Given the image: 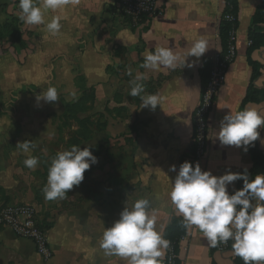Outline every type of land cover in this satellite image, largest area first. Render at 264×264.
I'll return each mask as SVG.
<instances>
[{
    "label": "crops",
    "instance_id": "obj_1",
    "mask_svg": "<svg viewBox=\"0 0 264 264\" xmlns=\"http://www.w3.org/2000/svg\"><path fill=\"white\" fill-rule=\"evenodd\" d=\"M260 1L237 0L236 58L225 83L217 91L207 119L205 154L193 162L194 166L199 163L202 171H210L215 176L242 173L251 166V157L243 147L222 145L217 135L223 117L230 111H241V101L251 77L246 58L248 27ZM115 2L79 0L75 6L46 12V22L54 16L60 17L62 27L57 35L48 33L45 25H28L22 21L19 28L26 47L18 53L9 43L0 41L3 66L0 75L3 78L11 75L21 88L23 84L42 88L37 94L21 90L19 98L36 99L49 87L58 91V87L69 89L79 83L92 87L95 103L106 101L110 114L115 107L131 109L128 92L138 74L148 77L141 81L144 85L141 95L158 94L162 98L161 106L151 110L141 107L140 97L136 96L130 130H126V123L113 127V136L120 132L123 136L118 140L124 153L120 156L115 150H109V163L116 161L117 172H105L104 187L93 183L88 188L90 193L84 192L89 197L84 196L75 208L64 209L56 215L47 233L52 259L43 262L30 241L16 237L11 229L0 225V264H127L118 256H106L99 247L105 228L120 218L125 207H131L139 199H148L150 210L157 217V230L162 235L170 219L181 216L171 203L170 192L180 158L189 152L192 144V117L201 90L199 69L203 64L212 63L221 50L219 24L225 2L157 0L163 15L140 23L125 18ZM20 14L19 0H0V25L7 22L10 15L19 18ZM201 39L207 42L209 49L198 59L189 56L184 68L182 65L175 70L141 67L145 54L154 53L157 47L170 48L183 56ZM252 58L264 62V50L254 51ZM187 63L193 66L188 67ZM263 79L261 76L255 84L263 87ZM121 86L123 90L119 91ZM245 109L264 115V102L247 103L242 110ZM106 128L112 134L111 126L106 125ZM258 131V144L262 148L264 130L260 127ZM108 142L111 148L112 140ZM173 165L176 171H171ZM235 184L236 181L228 185L229 194ZM76 189L80 191L82 184L73 187L68 195L73 197ZM78 197L80 195L76 194L75 198ZM234 256L233 250L220 252L210 247L203 233L193 226L187 228L181 240L178 259L179 264H233Z\"/></svg>",
    "mask_w": 264,
    "mask_h": 264
},
{
    "label": "clouds",
    "instance_id": "obj_2",
    "mask_svg": "<svg viewBox=\"0 0 264 264\" xmlns=\"http://www.w3.org/2000/svg\"><path fill=\"white\" fill-rule=\"evenodd\" d=\"M79 0H19L20 20L28 25H45L51 35H57L62 27L60 17L45 21V13L56 12L68 6H75ZM209 47L203 39L194 42L183 56L167 47H157L155 52H147L141 65L144 69L159 70L162 67L175 70L186 66L189 56L200 58ZM192 67L193 63H187ZM131 75V70L129 71ZM148 77L136 75L132 81L131 96H139L141 107L155 110L162 104L158 94L141 95L144 85L141 81ZM72 99L76 93H71ZM60 95L55 87H49L36 96V101L55 104ZM264 126V115L252 109L227 113L220 125L218 139L222 145L243 147L260 137L258 129ZM24 153L36 147L32 141L18 142L16 145ZM98 158L89 150L72 146L70 150L58 152L52 159L48 171L47 184L43 188L46 200L65 199L74 186L84 180V173ZM39 158L29 155L24 160L26 167L35 170ZM176 171V166H171ZM243 180V187L229 194L228 185ZM171 203L183 217L184 226L196 227L203 233L210 247L233 241L232 250L244 264H264V173L250 179L247 173L227 172L221 176L202 171L199 163L193 167L185 161L180 167L170 192ZM157 217L150 210L148 199H139L131 207H125L120 218L111 227L105 228L99 247L106 256H118L127 264H162L170 241L157 230Z\"/></svg>",
    "mask_w": 264,
    "mask_h": 264
},
{
    "label": "rangeland",
    "instance_id": "obj_3",
    "mask_svg": "<svg viewBox=\"0 0 264 264\" xmlns=\"http://www.w3.org/2000/svg\"><path fill=\"white\" fill-rule=\"evenodd\" d=\"M259 50H264V47ZM0 67H3L1 63ZM261 72L264 78V62ZM5 78L0 75V207L10 202L28 204L37 212L40 223L51 226L56 215L62 210L75 208L77 201L84 200L87 192L90 193L88 188L93 183L94 186L102 188V182L106 179L105 172L108 170L117 172L116 161L109 163L108 156L110 149L115 150L120 156L124 153L118 140L123 136L122 132L113 136V127L126 123V130H130L129 124L133 119V107L137 97L131 96L128 92L127 101L132 106L131 109L126 106L115 107L111 109L110 114L107 113L106 101L96 104L94 100L92 106L87 102L89 108L79 116L87 118L93 124V134L78 147L82 149L88 147L98 158V162L85 171L84 180L80 183L82 189L80 191L76 189L73 197L67 194L65 199L49 201L45 199L43 188L47 184L51 161L58 152L70 150L75 145L71 140L77 129L76 124L73 119L68 120L63 117L64 106L75 101L87 87L79 83H76L75 87L70 86L69 89H65L67 86L62 90L58 87L60 100L55 104L43 101L38 104L36 99H23L19 98V95L21 90L25 93L37 94L42 88L29 84H23L21 88L18 87L17 82H13L14 78L11 75ZM118 90H123V87H119ZM73 91L76 93L75 99L71 97ZM115 99L119 101V98ZM104 124L111 126L112 134L109 133L108 128L105 129ZM116 130L118 132L121 128ZM108 139L112 140L111 148L108 147ZM24 141H32L36 147L30 153H24L16 146L18 142ZM29 155L39 158L35 170L24 164V160ZM99 170L101 173H98ZM76 194L80 195L78 199L75 198Z\"/></svg>",
    "mask_w": 264,
    "mask_h": 264
},
{
    "label": "trees",
    "instance_id": "obj_4",
    "mask_svg": "<svg viewBox=\"0 0 264 264\" xmlns=\"http://www.w3.org/2000/svg\"><path fill=\"white\" fill-rule=\"evenodd\" d=\"M117 1V0H115ZM225 6L221 14L220 24H219V38L221 41V51L224 53L228 34L230 29L235 25L238 27V14L239 7L237 0H224ZM227 14H231L236 17L237 21L232 23L230 21H226L224 16ZM20 18H16L12 15L9 16V20L0 25V41H6L10 44V47L13 49L15 53H18L19 50L24 49L26 47V43L21 38L20 28L21 25ZM247 39L250 42L248 45L246 58L249 67L251 68V77L249 85L247 86L246 93L244 98L241 101V111L243 107L247 103L261 104L264 102V85L263 87H258L255 82L262 76V63L254 60L252 58V53L260 48L264 47V0L260 1V4L257 6L253 16L250 19ZM212 63L203 64L199 69V78L201 84L200 95L203 93L210 76ZM94 98V90L92 87H89L82 91L81 95L73 102L67 103L64 106V114L63 117L65 119H73L76 124V130L74 131V136L72 137V143L75 145H80L83 141H87L92 136L93 124L84 117H80L79 114L85 112L89 108L87 106V102H90V105H93ZM193 120V119H192ZM193 123V121H192ZM106 125V124H104ZM264 130V126L261 127ZM207 137V130H206ZM206 149V146H205ZM197 146L195 143V130L193 123V132H192V144L190 150L187 154H183L180 158L178 170L180 165L188 161L192 163L199 158L196 156ZM247 152L251 157V166L249 169L243 171L242 173H247L250 177H254L258 173H264V147H260L258 144V139L254 142L253 145H249ZM193 167H195L193 165ZM244 181L237 180L235 184L234 190L230 193L234 194L236 190H239L243 187ZM41 226L46 230L49 229L50 226L44 225L41 223ZM187 228L184 226V221L182 216H174L170 219L169 223L166 225L163 231V236L165 239L170 241V246L168 249L164 250L165 255L162 259V264H167V260L171 252L176 256L174 259L175 264H179L178 254L179 247L181 243V238L184 237ZM233 241L231 240L228 244L229 250H232ZM215 249V247H213ZM233 264H244L243 260L235 255L233 258Z\"/></svg>",
    "mask_w": 264,
    "mask_h": 264
},
{
    "label": "built area",
    "instance_id": "obj_5",
    "mask_svg": "<svg viewBox=\"0 0 264 264\" xmlns=\"http://www.w3.org/2000/svg\"><path fill=\"white\" fill-rule=\"evenodd\" d=\"M115 6L118 11L133 23L148 22L150 19L162 16L163 10L158 6L157 0H117ZM226 21L235 23L236 17L231 14L224 16ZM237 28L235 25L228 34L225 52L221 50L215 54L208 83L200 95V100L193 112V123L195 130V143L197 146L196 156L202 158L205 154L207 119L213 108L217 91L226 81L227 72L233 64L237 54ZM250 45V42H247ZM0 225L8 227L14 235L21 239L30 241L37 256L48 262L53 257L48 242V230L41 226L37 212L25 203H7L0 207ZM183 238H181L182 240ZM221 243L215 250L223 252L228 250V244ZM176 256L171 252L167 264H175Z\"/></svg>",
    "mask_w": 264,
    "mask_h": 264
}]
</instances>
